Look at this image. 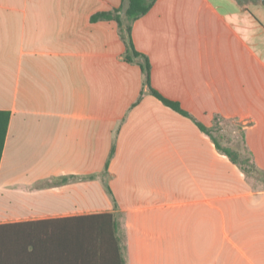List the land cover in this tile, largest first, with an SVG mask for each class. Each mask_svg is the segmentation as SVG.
<instances>
[{
  "label": "crops",
  "instance_id": "obj_1",
  "mask_svg": "<svg viewBox=\"0 0 264 264\" xmlns=\"http://www.w3.org/2000/svg\"><path fill=\"white\" fill-rule=\"evenodd\" d=\"M126 6L0 0V264H264V180L194 122L264 172V3L155 0L132 23L151 86L194 119L150 92L115 20H90ZM103 213L117 242L81 229Z\"/></svg>",
  "mask_w": 264,
  "mask_h": 264
},
{
  "label": "trees",
  "instance_id": "obj_2",
  "mask_svg": "<svg viewBox=\"0 0 264 264\" xmlns=\"http://www.w3.org/2000/svg\"><path fill=\"white\" fill-rule=\"evenodd\" d=\"M155 0H127V6L124 11V16L121 15V7L114 8L109 11H99L91 15V21H98V20H115L117 22L119 28L120 36L127 42V53L125 55V60L131 62L134 61V58L139 57L140 61L139 64L145 76V84L149 87L150 92L161 100L165 105L169 106L170 108L174 109L178 113L193 118L187 111H185L178 102L172 101L163 95H161L156 89H154L150 84V64L148 58L141 54L140 52L136 51L134 45L131 40V25L132 23L138 19L140 16L147 13V11L151 8ZM9 111L0 110V159L3 151L5 136L7 133V126L9 120ZM194 119V118H193ZM194 122L199 127L200 130L205 132L210 136V138L215 142L217 148L222 151L225 155L229 157V159L238 164L241 169L250 174L249 169L244 166V163L249 162V165L253 167L254 170H257L255 165L250 161V159L241 157L240 153L232 149L229 146H223L219 143L215 135L213 134V130L216 127H207L200 121L194 119ZM262 172V171H261ZM264 173V172H263ZM92 219H100L102 222H94V224H88L86 226H81V229H94L98 236H110L113 241L117 242L116 233V224L113 219L112 214L110 213H103L98 214L95 216H91ZM108 221V222H107ZM107 223H109V230L107 233ZM117 251L119 248L117 247ZM116 251V254H117ZM115 254V255H116ZM113 264H123V259L118 252L117 259L113 257Z\"/></svg>",
  "mask_w": 264,
  "mask_h": 264
},
{
  "label": "rangeland",
  "instance_id": "obj_3",
  "mask_svg": "<svg viewBox=\"0 0 264 264\" xmlns=\"http://www.w3.org/2000/svg\"><path fill=\"white\" fill-rule=\"evenodd\" d=\"M232 129H233V127H231L230 124H228L227 126L224 125V130L220 134L222 137H220V138L218 137V138L221 140L222 143L228 142V143L233 144L234 146L238 145L239 148L241 149V152H242L243 151L242 145H241L242 143L239 141V137L237 136V134L233 133L234 129L233 130ZM215 135L218 136V133H215ZM242 153H241V155H242ZM241 157L249 159L246 154L242 155ZM244 166H246L249 169L251 178H253V179L258 178V179L264 180V173L261 171H258V170H254L253 167L251 165H249V162L244 163ZM257 186H258V183H257Z\"/></svg>",
  "mask_w": 264,
  "mask_h": 264
},
{
  "label": "water",
  "instance_id": "obj_4",
  "mask_svg": "<svg viewBox=\"0 0 264 264\" xmlns=\"http://www.w3.org/2000/svg\"><path fill=\"white\" fill-rule=\"evenodd\" d=\"M262 2L264 3V0H262Z\"/></svg>",
  "mask_w": 264,
  "mask_h": 264
}]
</instances>
